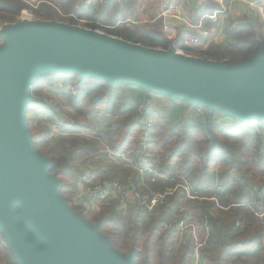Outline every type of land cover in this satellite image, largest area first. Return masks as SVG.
<instances>
[{"label": "water", "instance_id": "obj_1", "mask_svg": "<svg viewBox=\"0 0 264 264\" xmlns=\"http://www.w3.org/2000/svg\"><path fill=\"white\" fill-rule=\"evenodd\" d=\"M0 38V234L17 264H137L134 249L123 254L72 209L35 149L26 112L38 72L131 84L209 115L264 121V46L227 63L40 19L6 24Z\"/></svg>", "mask_w": 264, "mask_h": 264}, {"label": "trees", "instance_id": "obj_2", "mask_svg": "<svg viewBox=\"0 0 264 264\" xmlns=\"http://www.w3.org/2000/svg\"><path fill=\"white\" fill-rule=\"evenodd\" d=\"M40 4L41 5H38L34 10L36 13L38 11H44V8H47L48 10L51 9L49 5H47L48 1L40 2ZM25 6L26 4L24 0H0V22L13 23V16L19 13V11ZM216 8H218L217 0H204L198 8V12L201 14L209 13ZM93 15L94 12H92V17H94ZM114 23L115 21H111V24L109 25H113ZM204 27L209 30L211 23L206 22ZM259 29V25L254 27L249 23H238L228 30V34L231 37L229 41L221 43L212 41L207 43L205 46L194 45L191 47L186 46L181 48L188 53L195 54L200 57L216 59L217 61H224L227 63L241 62L252 58L255 52L261 46H264V37ZM112 32L123 37L125 40L131 42L143 41L145 45L160 47L162 49H169L173 43V41L162 37L159 30L156 28L136 27L134 29H129L125 27H117L116 29H112ZM240 55H242V57H240ZM72 75H75L76 79L71 81L74 93L73 91L70 92L69 98L72 105L75 106L81 99L92 95L95 91L92 87H86L83 85L82 82L87 81V78L80 77L77 74L50 71L49 74L40 75L32 83V89L34 90L36 86L42 83H64L66 79L70 78ZM100 82H102L99 85L100 95L96 100V104L100 106L102 105L101 107L103 111L105 114H108L114 104L113 98L111 97L113 86L106 81ZM143 91L146 94L149 93V91L144 89ZM102 98H105L104 102L101 100ZM35 105H37V108L41 107L42 111L46 113L49 118H53L54 116L51 106L44 103L41 99L34 97V99L28 103L26 115L34 146L37 142L35 139L36 135L45 136L42 130L36 129L33 125V115L31 109L32 106ZM186 106L191 108H201V106L188 103H186ZM127 107H130V105L125 103L118 105L115 108L117 112L116 114L124 112ZM139 108H141L140 113L138 111V107H135L134 109V120H121L119 125L113 131H110V129L105 131L104 135L107 136V141L110 143L109 147L112 152H127V157L132 162L139 163L141 157L140 137L142 134V124L137 120H139L138 116L140 115V119L150 115L162 129L169 128L166 138L169 140L171 145H175L172 152L165 157V164L168 166V171L172 168V164H176L179 162V159H182L185 151H187L184 158L185 165L189 164L188 157L191 154L189 153L191 149L190 141L198 139L201 144L205 146L204 154L206 156L207 163L218 164V169L222 177H225L230 173L235 176V179L233 180V186L235 187V190H233L234 193H236L237 190L245 188L249 185V190L253 193L256 199L264 200V182L258 180L256 175L249 167L245 166L238 156L234 153L228 154L224 150V145L222 143L226 141L227 134L230 129L222 128V126L215 122L211 115L217 111H213L211 115H209V113L205 110L206 112L203 116L198 114V117H181L175 123L176 126L173 125V128L179 127V130L177 131V128L174 130L172 127L170 128L169 120L161 116L156 111L152 110L151 112H147V108L144 106ZM219 114L222 115L220 112ZM241 123L243 125L257 123L259 127L264 129V121L250 120L247 122L242 121ZM85 129L83 128V125L72 123L67 126L66 131L71 132L75 130L83 132ZM232 132L234 131L232 130ZM177 136H179V139ZM152 137L153 135L151 132V139ZM174 139H176L175 142ZM60 144L63 146V142ZM149 145L151 146L148 148V153L152 156L155 155L156 148H160L162 153L165 151L164 141L156 144H154L153 141H149ZM262 147L259 148V151L257 152L260 159L264 157V144ZM53 151L54 149L51 148L45 156L51 164L50 172L53 173L60 182V193L72 209L83 215L91 224L96 225L98 230L108 237L116 249L125 255H127L131 249H135L137 264H141L145 260L148 261L149 264H189V258L192 251L191 243L188 242L185 245H180L175 253L167 252L164 246L160 245L157 247L156 244L150 240L151 232L148 227L150 224L139 227L134 225L131 220V226L123 234H119L113 220L114 214L118 213L115 205H103L99 213H89L85 210V208L74 206L70 200V193L74 187V180L63 167L62 162H64L65 159H61L60 156H55ZM162 156L164 157V155ZM150 162L152 161L150 160ZM160 165L159 171L161 170L166 173L167 167L162 168ZM224 193V191H221V195ZM258 195L259 198L257 197ZM236 200L235 194L232 201L222 202L220 205L222 207H218L214 202L205 203L203 206V214L206 215L207 218L206 225L214 229L219 236L216 244H205L200 249V256L206 264H247V261L251 258L250 256L252 254L255 256L259 264H264V217L261 220L253 217L249 220L242 221L238 218L241 206H230L232 203H238ZM129 216L132 217V213ZM225 223H227L226 226H224ZM143 231H146L147 233L146 239H142L141 237ZM0 251L4 254V264H16L1 238Z\"/></svg>", "mask_w": 264, "mask_h": 264}, {"label": "rangeland", "instance_id": "obj_3", "mask_svg": "<svg viewBox=\"0 0 264 264\" xmlns=\"http://www.w3.org/2000/svg\"><path fill=\"white\" fill-rule=\"evenodd\" d=\"M46 1H48L47 5H49L51 11L48 10L47 8H44V11H38L36 13L34 11L35 8L38 5H41L40 2H46ZM46 1L24 0L26 6L23 9H21L19 13L13 16L14 18L13 23L19 21L22 12H27L31 14L34 19L54 20L71 25H77L86 29L95 30L104 35H109L121 39L124 38L116 35L114 32H112V29H116L117 27L119 28L125 27L129 29H134L136 27L156 28L157 30H159L160 34L162 35L160 31V24L158 22L159 19H154L153 21L148 22L149 19L153 17L151 16L152 11L156 10V8L158 7L157 0H46ZM92 12H94L93 15L94 17H92ZM111 21H115V23L113 25H109L111 24ZM6 24L9 23L0 22V30L2 26ZM262 35L264 36L263 31H262ZM162 37L164 36L162 35ZM0 42H2L1 39ZM135 43L148 46L145 45L143 41H136ZM174 43H172V46L170 48L173 47L174 50H176L179 53L195 56L207 60H216V59L200 57L195 54L188 53L178 48V46ZM156 48H160V47H156ZM240 57H242V55H240ZM49 72L50 71L38 72L34 81L40 75L49 74ZM84 78H87V81H83L82 82L83 85L86 87L87 86L92 87L93 89H95V91L93 92L92 95L81 99L80 102L75 106L72 105L71 100L69 98V93L73 91L71 81L76 79L75 75L70 76V78L66 79L64 83H60V82H54L52 84L42 83L36 86L37 88L35 87L34 90L31 88L32 98L34 99V97H37L42 101H44V103L49 104L54 112L53 118H49V116L42 111L41 107L37 108L36 107L37 105H35L32 106L31 109L33 115L34 127L38 130H42L45 135V136L36 135L35 139L37 142L34 146L35 149L38 152L42 153L43 155L47 154L48 150H50L51 148L55 149L56 145H58L57 144L59 140L58 136L64 137L66 133H69L66 131L67 126H69L72 123H75L76 121H80L88 126L85 127L86 129L82 133L83 135H86L83 136L86 139V141L88 143H91L93 147L96 148L99 147L100 149H102L104 145L103 143H106L107 141V136L104 135L105 134L104 131H106V129H110V131H113L118 126V123L123 119L134 120L135 107L137 108L143 105V103L131 105L126 102L128 105H130V107L126 108L127 114L124 116H121V114L116 115L117 112L115 108L118 105L124 104L125 100L126 101H128L129 99L134 100L135 98L134 91H136V89L138 88L137 86H131V84H117L114 86L113 92H111L113 95V99L115 100V101L113 100L114 103L113 107L111 108L108 114H105V112L101 107L102 105L100 106L96 104V100L100 95L99 85L102 82L92 77H84ZM101 100L105 101V98H102ZM179 105H181V103ZM185 107L187 106L185 105ZM179 108H180L179 111L180 113L183 111L181 110L183 109V104ZM153 109L154 111L159 113L158 112L159 108L157 109L156 107H154ZM177 110H178L177 107L175 109L172 108L162 109V111L165 114L163 115V117L169 120L170 128L171 126L173 127V125L176 126L175 123L179 120L181 116L184 117L186 116L184 112L180 114L177 113ZM205 110L207 111L206 108L196 107L193 108L192 110L190 109V114L192 117L193 116L198 117V114L203 116V114L206 112ZM211 113H213V111ZM211 116L214 118L215 122L218 125L222 126V128L230 129L229 133L227 134L226 141L222 143L224 145V150L228 154L234 153L236 156H238L245 164V166L249 167L251 171L256 175L257 179L264 182V157L260 159V157L257 155L259 148H261L264 144V129L259 127L257 123L243 125L241 123L242 121H239L231 116H227L224 114L221 115L219 114V112H214L213 115ZM176 128L178 131L179 127H174L172 129L174 130ZM232 130L234 132H232ZM168 132H169V128L162 129L158 123H156L152 128V135H153L152 139L153 141H156L154 144H156L157 142L162 143L164 141V145H165L164 153H162L160 148H158L157 150V153L159 154L158 164H161L160 167L162 168L167 167L166 170L170 175L174 174L171 177L172 187L170 186L171 188L167 189V191H173L175 189L177 190L179 189V187L181 188L182 185L185 186L186 190L182 188V191L185 194V203L187 205L186 206L187 209L190 208L189 201H193V200L200 201V199L189 200L190 199L188 198L189 196H194V195L197 197L201 196L202 199H205L206 197L209 198V195H213L214 193L219 194V199L221 202L232 201L234 195L236 194V199H238L236 201L245 204L252 197L251 203L254 204L253 197L255 199L256 197L249 190V185H247L245 188L237 190L236 193H234L233 190H235V187L233 186V180L235 179V176L232 173H230L227 176L222 177L218 169L219 166L218 164L216 165V164L207 163L206 156L204 154L205 146L202 145L198 139L197 140L193 139L190 141L191 149L189 153L191 154L188 157L189 164L185 165L184 158L187 154V151H185L182 159H179L178 163L172 164L174 168L168 171V166H166L165 164L166 163L165 157L168 156L175 147V145L174 144L171 145L169 140L166 138ZM70 137H72V139L74 140L73 136ZM177 138L179 139V136H177ZM80 139H82V137ZM176 139H174V142L176 141ZM107 142L109 145L110 144L109 141ZM162 155H164V157ZM96 156H102V155H100V152L98 151L96 152ZM112 158H113V162L115 161L114 163H117L116 165H119V172H120V176H117L119 178H117L116 181L114 182L117 181L123 182V180L126 181L127 179H131L134 176L136 171L133 167H129L128 165H124L122 162H118L119 160L115 157ZM75 170H76L74 174L75 176L73 175L75 178L74 187L72 188V191L70 193L71 203L74 206L85 208V210L89 213H99L101 211L102 204L99 203L97 200H91L92 202L90 201L86 202L87 198H81L79 200H75L74 195L78 187L88 186L90 185V183L95 184L97 182H100V180H93V182L88 181L86 185H82V186H80V184L77 185L76 183L78 182L76 181L78 180L80 183H83V180L81 182V177H80L83 174V172H81L82 168H77ZM156 188L153 187V190L157 191L158 188L157 190ZM221 191H224L225 193L220 195ZM175 193H176L175 195L177 196L178 192L176 191ZM257 197L259 198V195ZM123 206L125 207L124 211L127 210V212H125L124 214L120 212L115 213L113 219L116 225L117 232L119 234H123L131 226V222H130L131 220L133 221L134 225H137L139 227H142L147 224V221L149 219L148 215L144 214L143 216L142 215L140 216V214L138 213H137L138 215H134V213H132L131 210H129V207H127V205L123 204ZM203 211L204 209H201L200 207L197 208L196 212L190 210L191 213L188 221L193 224V227L192 226L187 227L186 231L189 228L194 229L195 235L199 242L205 243L206 245L216 244L219 236L214 229L208 226L207 227L204 226ZM131 213H132V217L129 216ZM170 214L171 215H169V217L171 216V218L173 219L177 217L179 214L181 215L182 213H180L179 211H175V212H171ZM253 217H255L254 214L251 213L250 210L247 209V207L240 208L238 218H240L242 221L249 220ZM226 225L227 223L224 224V226ZM146 234H147L146 231H143L141 236L142 239H146L147 237ZM160 234H162V232ZM175 236L176 237H174L169 242V245L167 247V252H173V253L176 252L178 243L180 242V238H179L180 235L178 233ZM0 238L2 239L1 234H0ZM2 241L4 240L2 239ZM7 249L9 250L8 246ZM250 257L251 258L248 259L247 264H259L253 254ZM4 263H5L4 254L3 252L0 251V264H4ZM141 264H144V262H142Z\"/></svg>", "mask_w": 264, "mask_h": 264}, {"label": "crops", "instance_id": "obj_4", "mask_svg": "<svg viewBox=\"0 0 264 264\" xmlns=\"http://www.w3.org/2000/svg\"><path fill=\"white\" fill-rule=\"evenodd\" d=\"M157 1H158V7L156 8V10L152 11L151 16H153V17L151 19H149L148 22H151L154 19H159L158 15H159V11L161 9V0H157ZM175 1L180 4L179 5V12L184 17H187L192 23H197L198 21L202 22L201 30L208 31L209 37H200V39L202 38V40H201L200 44H196V45H204L205 46L207 43H210L212 41H216L218 43L229 41L231 39V37L228 34V30H230L232 27H234L238 23H249V24L253 25L254 27H257L259 25V28H260L259 30L262 33L261 29H262L263 24H262V19L260 17V13H259L258 8L255 7L253 9H249L247 4L243 3L240 0H226L224 2L225 9L223 12L218 14L216 21H213V20H211L207 17H203V16L212 14L216 10H219L221 8V5H223V4H221L218 0H217L218 8L214 9L213 11H210L209 13H202V14L198 12V8L201 6V4L203 3L204 0H175ZM158 22H159L160 27H161V20L159 19ZM206 22L211 23V27H209V30H207L204 27ZM136 23H138V22H136ZM158 27H159V25H158ZM201 30L195 29L191 33L197 35L198 32ZM212 30H214V31H212ZM187 37H189V36L185 31H180L178 38L175 41H173V43L174 42H175L174 44L177 43L178 48H180L182 50H183V48H181V47L194 46L193 44H186L185 43V40ZM178 43H179V45H178ZM117 84H122V83H117ZM117 84H111V86H113L112 92H113L114 86ZM131 86H134V85H131ZM134 93H135L134 100H130V99L128 101L125 100V104L129 103V104L133 105V104L143 103V105L139 106V107H143V106L146 107L147 112H151L152 110H154L153 108L156 107L157 109L159 108L158 112L161 116L165 115L164 112L162 111V109H171V108L175 109L177 107L178 108L177 113H179V111H180L179 107H181L183 104V109H181L183 111L180 113L184 112L186 114V116H191L190 109L192 110L193 108L185 107V105L187 103L185 101L177 100V99H171L170 97H167V96H164L161 94L151 93V92L146 94L143 91V89H141L139 87L136 89V91H134ZM111 97L113 98L112 93H111ZM103 102H104V100H103ZM180 103H181V105H179ZM120 114H121V116L126 115L127 114L126 109L124 110V112H122ZM181 117H184V116H181ZM138 119H139V116H138ZM143 119L144 118H141L137 121L141 123V121ZM123 120L130 121L133 119H130V120L123 119ZM75 123H77L79 125H83L84 129L87 126L86 124H83L80 121H76ZM156 123L157 122L153 120L152 128ZM118 125H119V123H118ZM107 126H109V125H107ZM107 130L108 129H106V131ZM82 133L83 132L74 130V131H71L69 133H66V135H64V137H59L58 135H56V136H58L59 140L57 143L58 145H56V147L53 151V154L55 156H60L61 159H63V158L65 159L64 162H62L64 169L66 172L69 173L70 177L73 180L75 179L74 178V176H75L74 174L76 172L75 169L82 168L81 172H83V174L80 177H81V182L83 180V183H80L78 180V181H76V182H78V183H76L77 185L80 184V186H82V185H86V183H88V181L93 182V180H100V182H97V183H101L105 187L111 188L112 185L114 183H116L114 181H116V179L119 178L117 176H120L119 165H116L117 163H114L115 161L113 162L112 157L117 158L119 160L118 162H122L124 165H128L129 167H132L131 160L127 157V152H119V153L111 152L110 147L107 144L108 143L107 141H106V143H103L104 145H103L102 149H100L99 147L98 148L93 147V145L91 143H88L86 141V139L83 137L86 135H83ZM70 136H73L74 140ZM81 137H82V139H80ZM151 141H153V139H151ZM61 142H63V146H62V144H60ZM155 142L156 141H153V143H155ZM157 143H159V142H157ZM150 146L151 145H149L148 148ZM148 148H147L148 166H146L147 169L144 171L145 173L143 172V177L145 179H147L153 173H157V175H156L157 180L151 186H152V188L153 187L158 188V190L156 188V190H157L156 192H160V193L165 192V191H167V189H170L172 187L171 186V179H172L171 177L174 174L170 175L168 172L164 173L161 170L159 171V165L160 164H158V160H159V154L157 153L158 148L155 149L156 151H155L154 156H152V155H150V153H148ZM98 151L100 152V155H102V156H96V152H98ZM150 160L152 162H150ZM139 167H143V166L139 165ZM171 167L174 168L173 165ZM134 169L136 171L134 176L131 179H127L126 181L123 180V182H121V183L126 184V185L130 184V185L138 188L140 176L142 174L139 172L138 169L137 170H136V168H134ZM91 184H93V183H90V185ZM158 186H160V187H158ZM176 191L178 192L177 196L175 195ZM188 198H190L189 200L200 199V201H198V200L197 201H194V200L189 201L190 202L189 203L190 208L187 209V207H186L187 205L185 203V194L183 193L182 188L179 187V189L173 190L172 193L165 198L164 202L162 204H159L154 209V211L152 212L153 214L152 213L145 214V215L149 216L147 224H150L148 226L149 231L151 232L150 233L151 234L150 240L152 242H154L157 247H159L161 245V246H164L167 250L169 242L174 237H176L175 235H177L179 233L180 242L178 243V247L180 245H185L188 242L191 243V245H192V251H191L190 258H189L190 259L189 264H194L195 259H199L198 264H206L205 261L200 256V249L205 245V243H203L202 246L197 248V250H196V247L193 243V239H192L191 234H190L191 228H189L186 231L187 227H191V226L193 227V224L188 221L190 213H191L190 210L196 212L198 207L203 209V206L205 203H213V202L218 207H222V206H220L222 204V202L219 199V194H216V193H214L213 195H209V198L203 197L205 199H202L201 196L197 197L195 195L188 197ZM207 199H209V200H207ZM251 200H252V198H250L245 204L240 203V202L232 203L230 206L247 207V209L250 210V212L253 214H254L253 210H257L259 213H264L263 199L253 198L254 204L251 203ZM110 201H111L110 203L104 202V204H102L101 206H103V205L107 206V205L112 204V205H115L117 212H120L122 214L127 212V210L124 211L125 207L123 206V204L118 199L112 197ZM127 207H129V210H131V212L134 213V215L139 214L137 209H136V206H135V200H132L131 203L127 204ZM225 208H227V207H225ZM183 210H185V211H183ZM175 211H179L182 214L181 215L179 214L177 217L172 219L171 216L169 217V215H171L170 214L171 212H175ZM254 216H255V214H254ZM255 219L261 220V219H263V217L257 218L255 216ZM180 221H182L185 224L186 227L184 229L179 228L177 226ZM187 222H188V224H187ZM203 224H204V222H203ZM204 226L207 227V225H204ZM161 230H162V234H160ZM158 236H159V238H158ZM160 240H161V243H160ZM3 242H5V241H3ZM4 244L6 245V243H4ZM6 247H7V245H6ZM178 247H177V249H178ZM14 261H15V259H14ZM15 263H16V261H15Z\"/></svg>", "mask_w": 264, "mask_h": 264}, {"label": "built area", "instance_id": "obj_5", "mask_svg": "<svg viewBox=\"0 0 264 264\" xmlns=\"http://www.w3.org/2000/svg\"><path fill=\"white\" fill-rule=\"evenodd\" d=\"M221 4V8L216 10L214 13L209 15H204L203 17H207L213 21H216L219 13L223 12L225 9L224 2L226 0H218ZM243 3L247 4L249 9H253L255 7L258 8L260 17L262 19V31L264 33V0H240ZM179 3L175 0H161V9L159 11V19L161 20L160 31L162 35L171 41H175L180 31H185L189 37L186 38V44H200V37H209L208 31L201 30L202 22L192 23L187 17H184L179 12ZM34 19L33 16L27 12H22L20 19ZM195 29H200L197 35L192 34L191 32ZM139 113L141 112V108L138 107ZM141 115L139 116L140 119ZM141 121V157L139 163H134L131 161V165L133 168L138 169L142 174L139 180V187L136 188L130 184L126 185L121 182H116L112 185L111 188L105 187L101 183H95L88 186L78 187L75 192V200H79L81 198H87L86 202L91 200H97L99 203L104 204L110 203L111 198L114 197L118 199L122 204L127 205L131 203L132 200H135V206L140 215H144L147 213H152L154 209L162 204L165 198L172 193V191L165 192H156L152 188V184L157 180V173H153L150 177L145 179L143 177V172L147 169L148 166L147 161V148L149 146V141H151V132H152V124L153 119L152 116L147 115ZM139 165L143 167H139ZM145 173V172H144ZM184 190H186L185 186H181ZM191 197V196H189ZM264 203V202H263ZM256 217H264V213H259L257 210H253ZM204 225H206L207 218L206 215L203 217ZM179 228L184 229L185 224L180 221L177 225ZM191 237L193 239V243L197 248L202 246V242L197 240L195 235V231L191 229ZM199 259L194 260V264H198Z\"/></svg>", "mask_w": 264, "mask_h": 264}]
</instances>
